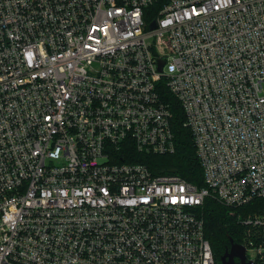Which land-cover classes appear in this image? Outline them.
<instances>
[{"label": "built area", "instance_id": "built-area-1", "mask_svg": "<svg viewBox=\"0 0 264 264\" xmlns=\"http://www.w3.org/2000/svg\"><path fill=\"white\" fill-rule=\"evenodd\" d=\"M163 85L201 187L123 159L175 152ZM206 198H264V0H0V264H217Z\"/></svg>", "mask_w": 264, "mask_h": 264}, {"label": "trees", "instance_id": "trees-1", "mask_svg": "<svg viewBox=\"0 0 264 264\" xmlns=\"http://www.w3.org/2000/svg\"><path fill=\"white\" fill-rule=\"evenodd\" d=\"M155 18V17H152ZM160 93L162 99L169 104L172 112L171 127L175 137L176 150L172 154L155 155L140 153L132 148L123 151L124 160L142 163L154 174H177L186 180L203 186L202 168L195 154L192 135L183 125L184 115L177 99L169 93L164 85ZM130 154V158L126 154ZM198 216L203 221L204 235L209 241L217 264L226 248L229 239L242 245L258 243L253 227L243 223V219L254 213L264 212V198H255L245 205L228 208L215 199L206 198L198 208ZM260 232V229H259Z\"/></svg>", "mask_w": 264, "mask_h": 264}, {"label": "water", "instance_id": "water-1", "mask_svg": "<svg viewBox=\"0 0 264 264\" xmlns=\"http://www.w3.org/2000/svg\"><path fill=\"white\" fill-rule=\"evenodd\" d=\"M155 22H151L150 28H155ZM163 61H159L158 69H162ZM229 247L226 248L223 255L220 257L221 264H254L253 260L247 259L246 247L239 243H234L232 239H229ZM235 258L238 261H235Z\"/></svg>", "mask_w": 264, "mask_h": 264}, {"label": "rangeland", "instance_id": "rangeland-1", "mask_svg": "<svg viewBox=\"0 0 264 264\" xmlns=\"http://www.w3.org/2000/svg\"><path fill=\"white\" fill-rule=\"evenodd\" d=\"M251 230H252V231H253V230H256V231H254V233H255V235H257V237H258V236H259V233L262 234V231H261V230H263V229H260V232H259V229H257V228H252ZM258 241H259V239H258Z\"/></svg>", "mask_w": 264, "mask_h": 264}, {"label": "flooded vegetation", "instance_id": "flooded-vegetation-1", "mask_svg": "<svg viewBox=\"0 0 264 264\" xmlns=\"http://www.w3.org/2000/svg\"><path fill=\"white\" fill-rule=\"evenodd\" d=\"M235 261H238V259H237V258H235Z\"/></svg>", "mask_w": 264, "mask_h": 264}]
</instances>
